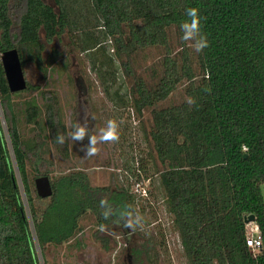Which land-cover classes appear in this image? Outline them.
Instances as JSON below:
<instances>
[{
  "label": "trees",
  "instance_id": "obj_1",
  "mask_svg": "<svg viewBox=\"0 0 264 264\" xmlns=\"http://www.w3.org/2000/svg\"><path fill=\"white\" fill-rule=\"evenodd\" d=\"M69 1L72 8L53 0L55 10L43 0H16L20 9L14 22L11 0H0V55L16 49L22 68L32 63L46 76L54 55L44 67L43 42L73 33L67 47L86 54L106 91L117 61L128 74L131 67L123 57L162 50L161 76L151 86L137 79L131 104L138 114L150 110L148 136L154 162L162 168L155 174L183 255L188 264H264V0ZM189 7L200 9L202 31L210 41L200 53L181 40L179 25ZM92 14L98 34L89 27ZM180 87L184 101L157 107ZM33 91L38 87L27 82L26 90L11 94L0 61V111L7 133L0 118V264H39L35 242L43 253L46 246L76 240L88 214L98 227L112 223L103 219L99 206L101 198L108 200L109 188H93L84 171L50 178L44 169L48 161L41 138L66 157L67 141H55L66 127L48 92H39L41 105L32 98L23 109H14L12 97ZM187 97L195 104L190 106ZM118 100L124 105L122 97ZM19 115L34 126L30 140L17 127ZM31 173L35 179L47 176L52 188L39 215ZM121 191L125 204L133 206L128 190ZM249 216L262 237L256 256L245 246Z\"/></svg>",
  "mask_w": 264,
  "mask_h": 264
},
{
  "label": "rangeland",
  "instance_id": "obj_2",
  "mask_svg": "<svg viewBox=\"0 0 264 264\" xmlns=\"http://www.w3.org/2000/svg\"><path fill=\"white\" fill-rule=\"evenodd\" d=\"M64 1L67 7L72 8L69 0ZM43 2L56 10L53 0ZM11 7L15 16L13 21L16 22L20 9L16 0H11ZM91 20L89 27L98 34L100 30L93 27L98 25L93 14ZM70 34L65 33L51 42H43L44 67H47L48 57L54 55L47 67L46 76L32 63L25 64V79L32 86L38 87V91L12 97L14 109H23L24 102L32 98L41 105L39 92L44 91L48 92L46 97L55 98L66 133L76 123L86 122L90 130L95 132L104 126L107 119H117L120 123L119 141L99 145L100 152L91 158H85L79 151L80 145L74 141L67 140V156L64 157L63 151L52 145L49 139L45 141L41 138L45 144L44 158L48 161L44 169L48 170L50 178L72 171H84L93 188H109L108 201L117 207L125 204V196L121 190L127 189L133 197V207L145 218V226L130 232L112 222L101 230L94 216L88 214L80 221L82 231L76 236L80 245L77 246L73 239L59 247L46 246L43 253L36 247L39 264H188L172 215L166 208L165 194L155 174L162 168L157 161L154 162L148 136L151 127L150 110H142L138 114L131 104V89L137 79L151 86L161 76L163 51L150 48L135 52L130 60L123 57V61H129L131 67L128 74L116 60L114 75L106 80V92L103 91L98 76L90 69L86 54H77L74 50L73 53L70 52L67 44L73 33ZM104 44L110 49L109 41ZM118 97H122L124 105L120 104ZM184 100L180 87L157 107L176 105ZM0 118L7 134L1 111ZM17 127L23 139L30 140L34 137V126L26 125L20 115L17 116ZM45 134L49 136L47 131ZM141 164L143 170L136 171ZM136 175L140 182L136 181ZM34 179L31 173L33 203L39 215L49 200L37 198ZM262 193L264 197V187Z\"/></svg>",
  "mask_w": 264,
  "mask_h": 264
},
{
  "label": "clouds",
  "instance_id": "obj_3",
  "mask_svg": "<svg viewBox=\"0 0 264 264\" xmlns=\"http://www.w3.org/2000/svg\"><path fill=\"white\" fill-rule=\"evenodd\" d=\"M185 19L181 21L179 28L181 32V40L190 45L196 52H203L209 47L210 41L206 33L202 31L200 9L198 7H189L185 9ZM207 93H211L210 87L203 89ZM186 102L191 106L195 104L192 97H187ZM120 139V123L115 118L107 119L103 127L98 128L95 132L91 131L88 124H73L71 130L67 133L58 132L55 141L57 144L63 145L67 140H71L80 145L79 151L83 153L85 158L96 156L100 152L99 145L118 142ZM101 216L104 220L112 221L118 226L135 232L143 229L145 226V218L142 213L134 208L131 204L122 206H114L107 199L101 198L99 201ZM100 229H104L101 224Z\"/></svg>",
  "mask_w": 264,
  "mask_h": 264
},
{
  "label": "water",
  "instance_id": "obj_4",
  "mask_svg": "<svg viewBox=\"0 0 264 264\" xmlns=\"http://www.w3.org/2000/svg\"><path fill=\"white\" fill-rule=\"evenodd\" d=\"M0 61L4 70L9 92L11 94H16L26 90L27 80L25 79L17 50L11 49L3 52L0 55ZM34 188L37 197L40 199H49L52 196V188L47 176L36 178L34 180ZM249 221H254V217L249 216L245 222Z\"/></svg>",
  "mask_w": 264,
  "mask_h": 264
},
{
  "label": "built area",
  "instance_id": "obj_5",
  "mask_svg": "<svg viewBox=\"0 0 264 264\" xmlns=\"http://www.w3.org/2000/svg\"><path fill=\"white\" fill-rule=\"evenodd\" d=\"M32 236L33 238L35 237L33 233ZM244 237H245V246L249 250L250 254L252 256H256L257 254H259L260 250L262 249V237L255 220L244 223ZM36 247L38 248V245L35 242V249Z\"/></svg>",
  "mask_w": 264,
  "mask_h": 264
},
{
  "label": "flooded vegetation",
  "instance_id": "obj_6",
  "mask_svg": "<svg viewBox=\"0 0 264 264\" xmlns=\"http://www.w3.org/2000/svg\"><path fill=\"white\" fill-rule=\"evenodd\" d=\"M67 45H68V44H67ZM124 233H125V232H124ZM124 233H123V234H124ZM130 257H131V256H130ZM149 264H151V263L149 262Z\"/></svg>",
  "mask_w": 264,
  "mask_h": 264
}]
</instances>
